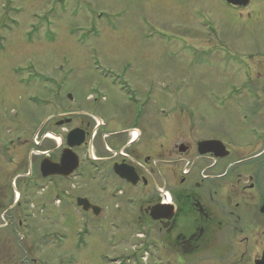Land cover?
<instances>
[{
	"label": "flooded vegetation",
	"instance_id": "af4514ba",
	"mask_svg": "<svg viewBox=\"0 0 264 264\" xmlns=\"http://www.w3.org/2000/svg\"><path fill=\"white\" fill-rule=\"evenodd\" d=\"M214 1L229 14L227 19H248L243 24L245 32H212L214 63L226 78L219 82L232 91L224 98L234 99L228 104L230 118L246 143L224 132H199L196 139L189 135L188 140L179 139L177 134L175 140L170 128L166 134L164 127L161 138L174 141L170 151L177 157L165 161L159 158L162 143L157 147L148 132L155 125L154 114L137 113L130 128H114V123L102 120L96 128L90 122L93 117H80L70 131L79 128L84 132L83 144L74 149L78 157L83 150L84 162L79 158L78 169L69 178L44 177L43 165H58L63 149L44 147L54 128L44 129L43 120L34 116L33 111L42 110V98L28 95L25 101L34 107L32 114L14 123L15 138L0 143V264H264V0H248L246 6ZM2 93L0 86V106L4 99L17 102L15 88L7 89L5 98ZM173 119L167 118V123ZM22 122L35 124L31 143L25 140ZM71 123L67 118L54 126ZM93 129L101 130L104 156L96 157L87 141ZM132 131L138 133L134 140L130 139ZM205 142L218 143L209 146L212 152L205 153L199 146ZM136 144L142 146L143 158L131 152ZM170 164L180 174H169L166 167ZM196 165L198 179L193 181L190 176ZM117 171L133 178L136 185ZM86 178L99 179L101 188L114 190L112 198L127 196V189L140 190L129 198L137 200L139 221L146 220L148 227H84L83 232L54 222L52 227H44L47 214L49 220L60 215L53 212V204H58L57 209L60 205L55 186ZM155 210L162 218H154ZM188 218L194 219V227H181V221ZM93 231L102 233L103 251L97 252L92 244L90 247ZM125 231L133 235H126L128 240L123 243L118 234Z\"/></svg>",
	"mask_w": 264,
	"mask_h": 264
},
{
	"label": "rangeland",
	"instance_id": "374dc122",
	"mask_svg": "<svg viewBox=\"0 0 264 264\" xmlns=\"http://www.w3.org/2000/svg\"><path fill=\"white\" fill-rule=\"evenodd\" d=\"M227 15L214 0H0L2 96L5 98L11 87L17 90V102L4 99L0 106V143L15 138L14 123L32 114L34 107L25 101L28 95L42 98V110L33 111L34 116L43 120L44 129L54 128L53 134L63 139L64 131L77 125L80 117H93L90 122L96 128L98 119L114 123V128H130L137 113L147 112L155 117L148 132L157 147L162 143L159 158L165 161L176 155L170 151L174 141L161 138L164 127L166 134L170 128L175 140L177 134L179 139L188 140L189 135L196 139L199 132H224L246 143L235 131L228 111L234 99L224 98L232 91L219 82L226 78L217 71L212 55L216 44L213 31L219 30V35L247 31L243 26L247 18L233 20ZM67 118L73 124L54 126ZM167 118L174 119L167 123ZM22 123L25 140L31 143L35 124ZM181 129L187 131L182 133ZM100 131L93 129L87 137L96 157L104 156ZM52 139L44 147L58 146L57 139ZM131 152L142 158L145 155L140 144ZM80 154L84 162L82 149ZM118 154L122 155V150ZM166 168L171 175L180 174L174 164ZM198 172L196 165L190 179L196 181ZM101 185L99 179L90 178L60 182L54 190L59 208L53 204V212L60 215L49 220L47 214L43 226L52 227L54 222L59 227H75L77 232H83L84 227H148L146 220L139 221L137 200L129 198L140 190L127 189V196L112 198L115 191ZM78 199L99 207L101 215L80 210ZM193 225V218L181 221V227ZM98 233L93 231L90 243L97 252L103 246V235ZM126 235L133 232L118 234L119 240L124 243Z\"/></svg>",
	"mask_w": 264,
	"mask_h": 264
},
{
	"label": "water",
	"instance_id": "95a60500",
	"mask_svg": "<svg viewBox=\"0 0 264 264\" xmlns=\"http://www.w3.org/2000/svg\"><path fill=\"white\" fill-rule=\"evenodd\" d=\"M227 4L233 5V6H246L248 0H225ZM71 99V97H69ZM68 122V121H67ZM66 149L62 151V154L60 156V162L58 165L54 166H46L45 164L43 165V170H44V177L52 176V175H58L61 177H69L70 175L73 174L75 170H77L79 166V160L76 154L73 152L74 148L80 147L83 142H84V132L80 129H74L70 131L67 136H66ZM218 142H205L199 144L200 147H204L205 153H210L212 152V148L209 147L213 144H217ZM183 152V151H182ZM117 174L123 178L127 179L129 182H131L133 185H136V181L133 180V178L128 177V176H123L122 174L118 173ZM77 206L80 207L84 212H89L92 211V213L95 216L100 215V209L96 206L91 205L86 199H78L77 200ZM157 210L153 212V215L156 216V218H162L155 213Z\"/></svg>",
	"mask_w": 264,
	"mask_h": 264
},
{
	"label": "bare ground",
	"instance_id": "6f19581e",
	"mask_svg": "<svg viewBox=\"0 0 264 264\" xmlns=\"http://www.w3.org/2000/svg\"><path fill=\"white\" fill-rule=\"evenodd\" d=\"M50 137H53V136H50Z\"/></svg>",
	"mask_w": 264,
	"mask_h": 264
}]
</instances>
